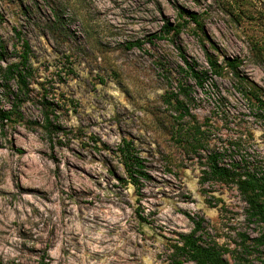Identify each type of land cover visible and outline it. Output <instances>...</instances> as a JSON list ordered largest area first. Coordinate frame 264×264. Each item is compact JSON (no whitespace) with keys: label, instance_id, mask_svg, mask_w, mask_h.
Instances as JSON below:
<instances>
[{"label":"rangeland","instance_id":"1","mask_svg":"<svg viewBox=\"0 0 264 264\" xmlns=\"http://www.w3.org/2000/svg\"><path fill=\"white\" fill-rule=\"evenodd\" d=\"M167 23L179 35L149 42ZM24 41L23 119L0 126V264H172L193 220L231 264H264L254 242L264 225L234 185L203 180L213 153L264 166V115L226 67L239 62L264 99V0H0V66L19 60ZM207 54L224 74L200 88L183 57L207 69ZM183 88L191 116L179 120L166 98ZM191 121L203 134L188 153L175 130ZM125 143L144 163L138 186L121 164Z\"/></svg>","mask_w":264,"mask_h":264},{"label":"trees","instance_id":"2","mask_svg":"<svg viewBox=\"0 0 264 264\" xmlns=\"http://www.w3.org/2000/svg\"><path fill=\"white\" fill-rule=\"evenodd\" d=\"M185 16L191 22L200 26L199 17L195 13L185 11ZM58 21H60V16L56 13L55 22ZM181 28L180 25L172 26L167 23L163 26L162 34L151 35L149 38L151 41L149 42H153L155 39H163L172 32L173 36H178ZM132 46L141 45L134 43L129 48ZM23 49L24 51L19 55L17 62L9 63L6 67L0 66V87L7 93L4 100L9 104L8 108H1L2 104L0 102V126L2 128L9 122L14 123L23 119L20 108L29 94L30 78L33 76L30 46L27 41L23 42ZM0 60H4L2 46H0ZM183 60L185 64L184 74L200 88H204L208 80H213V77H222L224 74L223 67L210 54H207L209 65L207 69H199L197 63H190L185 57H183ZM238 64L239 62L235 60L227 59L226 61V67L232 70L234 77L237 78L238 83L245 90L243 96L256 109V115L261 117L264 115V99L259 94V87L240 75L237 71ZM11 83H14L16 91H12ZM182 94L188 97V89H180L179 94L174 95L172 93L171 96L166 98L167 104L172 105L175 111L179 113V120H184L186 116H191L186 108V102L180 97ZM186 125L181 124V127H176L175 136L184 151L188 153L197 152L202 144L203 132L201 127L195 124L194 121ZM43 128L46 130L52 128L48 113L45 116ZM119 154L128 182L138 186V178H147L142 159L130 149L129 143H125L123 148H119ZM203 180H214L225 185H234L248 207V218L264 225V166L261 167L256 164L248 166L246 164L240 165L239 163L225 165L222 163L221 154L213 153L207 158ZM193 222L195 223L193 231L189 234L181 235L179 240L171 246L172 264H231L225 257V251L218 244L204 243L202 241V237L198 235V232L202 230V223L195 220ZM254 242L257 245L264 246V235L254 239ZM244 245L246 246L245 243Z\"/></svg>","mask_w":264,"mask_h":264}]
</instances>
